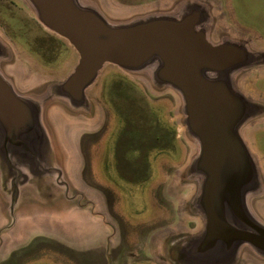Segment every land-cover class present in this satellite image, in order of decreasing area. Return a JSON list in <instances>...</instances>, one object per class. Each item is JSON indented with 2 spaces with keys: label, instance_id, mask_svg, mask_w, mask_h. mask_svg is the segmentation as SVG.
<instances>
[{
  "label": "water",
  "instance_id": "1",
  "mask_svg": "<svg viewBox=\"0 0 264 264\" xmlns=\"http://www.w3.org/2000/svg\"><path fill=\"white\" fill-rule=\"evenodd\" d=\"M23 1L78 59L65 80L43 81L21 91L17 54L0 35V176L9 187L0 205V215H6L0 218V239H14L11 234L35 221L55 222L72 232L79 221L102 214L94 201L84 199L69 172L55 164L39 96L50 87L54 101L89 113L93 102L87 91L105 66L112 65L146 76L157 92H174L185 135L197 148L184 178L197 185L188 213L201 227L164 240L160 257L167 264H239L244 255L264 259V222L250 206L252 199L264 197V179L244 136V128L264 119V103L248 98L236 82L240 74L264 67V51L231 38L213 42L209 8L199 0H184L173 12L113 22L87 0ZM45 182L67 208L77 210L76 217L42 215L49 206L36 202L31 190ZM101 223L109 225L105 218Z\"/></svg>",
  "mask_w": 264,
  "mask_h": 264
},
{
  "label": "rangeland",
  "instance_id": "2",
  "mask_svg": "<svg viewBox=\"0 0 264 264\" xmlns=\"http://www.w3.org/2000/svg\"><path fill=\"white\" fill-rule=\"evenodd\" d=\"M87 1L113 22L173 12L184 0ZM199 1L209 8L213 42L231 38L264 51V0ZM0 35L17 54L21 91L43 81L65 80L78 59L65 40L42 27L23 0H0ZM236 82L248 98L264 103V67L240 74ZM51 91L47 87L39 99L55 164L69 172L84 199L94 201L102 214L87 221L91 229L87 243L86 237L70 236L63 225L51 229L46 224L27 230L28 237L21 240L0 239V264H90L87 253L102 248L105 237L108 264H167L160 257L166 249L164 240H177L201 227L200 220L188 213L197 185L184 177L197 148L185 135L179 97L172 91L157 92L146 76L112 65L105 66L87 91L94 104L89 113L54 101ZM250 126L244 128V136L264 179V119ZM45 183L31 190L36 202L49 206L42 215L76 217L77 210L67 208ZM8 195L9 187L0 176V205ZM250 206L264 222V197L252 199ZM102 218L109 225H102ZM239 264H264V259L244 255Z\"/></svg>",
  "mask_w": 264,
  "mask_h": 264
},
{
  "label": "crops",
  "instance_id": "3",
  "mask_svg": "<svg viewBox=\"0 0 264 264\" xmlns=\"http://www.w3.org/2000/svg\"><path fill=\"white\" fill-rule=\"evenodd\" d=\"M88 220H91V222H93L94 219L90 217L89 219L88 218H85V220L82 221V222L79 221L78 223L80 225L77 226V228L75 229V231L69 232V233H71L70 236L72 235V233H74L78 237H83V238L86 237L85 242L87 243V241H88L87 238L89 236L88 230H91L87 226V221ZM46 223H48V224H46ZM43 224L50 225V228L51 229H53L54 226L55 227L59 226V224H56L55 222L49 223V222H43V221H35L33 223L24 225L21 228L23 230L21 232V234L20 233L19 234L13 233L11 235L14 238H17L18 240L20 238L24 239V238L28 237V235H29V234H26L25 233L27 230L29 231V230H35V229H43V227H42ZM82 224H85V227H83ZM65 232H68V231L65 230ZM103 232H104V226H103ZM103 232H101V233H103ZM103 234H105V233H103ZM106 240H107V237H105V239L101 240V247L102 248H100V249L99 248H96V249L90 248L89 252L87 251L88 252L87 253V257L90 258L89 261H92V263H90V264H108V262H109V251H108V249L106 247H104V243L106 242Z\"/></svg>",
  "mask_w": 264,
  "mask_h": 264
},
{
  "label": "flooded vegetation",
  "instance_id": "4",
  "mask_svg": "<svg viewBox=\"0 0 264 264\" xmlns=\"http://www.w3.org/2000/svg\"><path fill=\"white\" fill-rule=\"evenodd\" d=\"M253 126V125H252ZM251 127V126H250Z\"/></svg>",
  "mask_w": 264,
  "mask_h": 264
}]
</instances>
